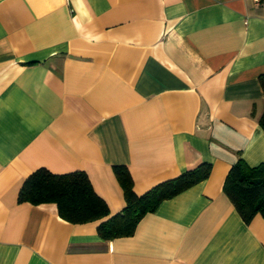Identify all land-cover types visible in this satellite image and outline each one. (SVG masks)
Returning a JSON list of instances; mask_svg holds the SVG:
<instances>
[{
	"label": "crops",
	"instance_id": "0c3cea01",
	"mask_svg": "<svg viewBox=\"0 0 264 264\" xmlns=\"http://www.w3.org/2000/svg\"><path fill=\"white\" fill-rule=\"evenodd\" d=\"M261 74L264 0H0V264H264V216L223 191L264 163ZM203 162L113 239L18 200L38 168L82 170L112 215L115 166L141 195Z\"/></svg>",
	"mask_w": 264,
	"mask_h": 264
},
{
	"label": "trees",
	"instance_id": "16d2710c",
	"mask_svg": "<svg viewBox=\"0 0 264 264\" xmlns=\"http://www.w3.org/2000/svg\"><path fill=\"white\" fill-rule=\"evenodd\" d=\"M259 82L264 91V74L259 76ZM260 122L264 125V112ZM114 170L126 203L120 212L112 215L82 170L57 174L38 168L24 179L18 200L34 205L53 202L62 219L70 223L97 221V234L103 239H113L133 233L141 217L154 211L161 200L207 178L211 164L200 163L173 178L158 182L141 195L134 192L133 180L126 167L117 165ZM223 191L244 221L248 222L256 213L264 216V163L249 166L238 159L225 176Z\"/></svg>",
	"mask_w": 264,
	"mask_h": 264
},
{
	"label": "built area",
	"instance_id": "2783aa9c",
	"mask_svg": "<svg viewBox=\"0 0 264 264\" xmlns=\"http://www.w3.org/2000/svg\"><path fill=\"white\" fill-rule=\"evenodd\" d=\"M254 2H256V3H259L260 1H262V0H253Z\"/></svg>",
	"mask_w": 264,
	"mask_h": 264
}]
</instances>
